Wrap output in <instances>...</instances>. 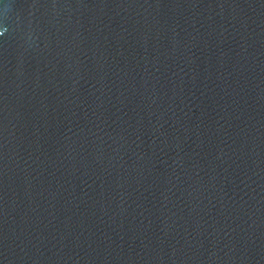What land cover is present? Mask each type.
<instances>
[{"label":"water","instance_id":"water-1","mask_svg":"<svg viewBox=\"0 0 264 264\" xmlns=\"http://www.w3.org/2000/svg\"><path fill=\"white\" fill-rule=\"evenodd\" d=\"M0 264H264V0H0Z\"/></svg>","mask_w":264,"mask_h":264}]
</instances>
